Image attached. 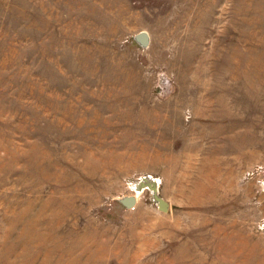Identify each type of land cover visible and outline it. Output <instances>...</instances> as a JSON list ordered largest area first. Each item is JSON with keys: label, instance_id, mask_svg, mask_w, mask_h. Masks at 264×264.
Here are the masks:
<instances>
[{"label": "rangeland", "instance_id": "rangeland-1", "mask_svg": "<svg viewBox=\"0 0 264 264\" xmlns=\"http://www.w3.org/2000/svg\"><path fill=\"white\" fill-rule=\"evenodd\" d=\"M0 264H264V0H0Z\"/></svg>", "mask_w": 264, "mask_h": 264}, {"label": "water", "instance_id": "water-1", "mask_svg": "<svg viewBox=\"0 0 264 264\" xmlns=\"http://www.w3.org/2000/svg\"><path fill=\"white\" fill-rule=\"evenodd\" d=\"M134 38L144 47H147L151 41L150 34L146 30L138 32ZM161 182L162 181L159 177H155L151 174L143 175L131 184L135 193L121 196L118 198V200L128 208L134 207L140 194L148 189L151 191L153 200L157 202L158 207L163 211H168L170 203L160 194Z\"/></svg>", "mask_w": 264, "mask_h": 264}]
</instances>
